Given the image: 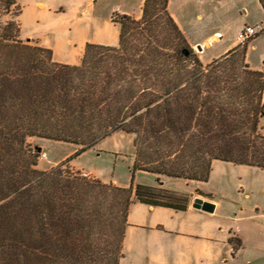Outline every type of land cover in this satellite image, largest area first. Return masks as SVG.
Segmentation results:
<instances>
[{
	"label": "trees",
	"instance_id": "1",
	"mask_svg": "<svg viewBox=\"0 0 264 264\" xmlns=\"http://www.w3.org/2000/svg\"><path fill=\"white\" fill-rule=\"evenodd\" d=\"M168 4L145 0L142 18L118 16L119 45L88 44L70 66L20 39L21 8L0 0V264H120L134 200L186 212L184 195L68 166L114 133L134 137L133 178L203 183L215 161L264 170V70L240 46L204 65ZM30 138L81 149L42 172Z\"/></svg>",
	"mask_w": 264,
	"mask_h": 264
},
{
	"label": "rangeland",
	"instance_id": "2",
	"mask_svg": "<svg viewBox=\"0 0 264 264\" xmlns=\"http://www.w3.org/2000/svg\"><path fill=\"white\" fill-rule=\"evenodd\" d=\"M17 1L23 7V15L20 18L23 37L45 38L52 42L57 38L64 42L71 40L72 45L77 46L82 38L95 34L96 27H103L105 22L110 21L115 14H122L123 10L131 16H138L143 4L142 0ZM38 2L46 3L50 13L46 20L36 23L32 19L33 13L29 7H35L34 4ZM170 2L171 9L179 10L182 26L185 29L192 27L193 34L186 33L184 36L187 42L196 45V55L203 60V64L212 57L224 53L229 45L237 41L240 30L264 24V11L258 0H241V5L237 2L232 4L229 0H222L220 4L210 0L203 3L192 0L190 5L185 6L180 5L183 0ZM79 6L81 11L88 12L83 21L92 25L91 28L61 23L62 12L68 18L72 17L73 9ZM199 14H202L203 18H198ZM82 16L84 15L80 14L79 18ZM9 17L2 16L1 22L8 21ZM216 31L222 35H219L218 40L211 41L209 38L216 36L213 35ZM112 35L114 33L108 32L103 41L110 42L114 39ZM251 40L239 48L238 54L249 46L248 60L251 67L264 70L262 60L264 34L253 43ZM207 41L210 44L208 47L204 46ZM200 47L202 50L198 49ZM261 128L264 132V123L261 124ZM133 138L122 133H114L89 148L80 157L72 158L68 166L75 172L87 173L89 179L99 180L105 184L114 181L112 184L122 188L134 187L136 184L165 188L214 204L216 209L213 213L200 211L194 207L186 213L168 211L152 213L148 206L140 205L134 200L128 211L129 226L126 228L123 242L124 258L120 264H186L180 260L188 259V256L192 257L190 264H264V170L215 161L211 165L209 179L203 183L157 177L151 173L137 171L133 178L131 172L134 163ZM28 145L32 149H41L37 169L42 172L68 161L81 149L74 144L42 138H30ZM42 155L46 156L45 160H42ZM180 199H183L182 196L179 201ZM159 223L163 226L161 229H149L157 227ZM137 226L144 228L140 229ZM176 233L193 235L195 238H184L181 235L177 236ZM197 238H212L216 242L226 244L223 246L208 242L209 246H218L212 251L211 247L208 249L197 247L203 242ZM197 249L202 253L207 251L205 254L207 256L203 257L206 260H196Z\"/></svg>",
	"mask_w": 264,
	"mask_h": 264
},
{
	"label": "crops",
	"instance_id": "3",
	"mask_svg": "<svg viewBox=\"0 0 264 264\" xmlns=\"http://www.w3.org/2000/svg\"><path fill=\"white\" fill-rule=\"evenodd\" d=\"M199 1L203 3L204 1L206 2L207 0H199ZM229 1L231 3L232 2L233 3H236L237 2L238 4L241 5V0H229ZM258 1L260 3V0H258ZM191 2H192V0H183L182 4H180V5H184V6L185 5H190ZM210 2H214V3L216 2L217 4H220L222 2V0H210ZM16 3H17V5L22 10L23 7H21L19 5V2L17 1ZM142 3L144 4L145 3V0H142ZM143 4H142V7H143ZM171 4H172V2H170V0H169L168 11L171 14V16L173 17V21L176 23V25L178 26V28L182 31V33L184 35H186V33L193 34L192 33V27L185 29L182 26V24L180 22V21H182V18H180V14H179L180 12H179V10L177 8H174V10L171 9ZM260 5H261V3H260ZM34 6L35 7H29L30 10L33 13L32 14L33 15L32 19L36 23L43 22L44 20H46V18L49 16V13H50V9L47 8L46 3L38 2V3H35ZM262 7L263 6L261 5V8ZM36 9L38 11H36ZM263 11H264V9H263ZM80 14L81 15H84V16H82L81 18H79V15ZM22 15H23V12H21L20 16L17 17V22L19 24H20V18H21ZM87 15H88V12L81 11V7L79 6V7H76L75 9H73L72 17H69L68 18L65 15V13L62 12V14H61L62 17L61 16L60 17L63 20L61 21V23H63V25H66L67 24V25H70V26L88 27V28H91L92 25H90L89 23L86 24V22L83 21V19L86 18L85 16H87ZM122 15L129 16V17H133V18H136V19H140V18H142V8H141V13L138 16H131L128 12H125V10H123L122 11V14H120V15H116L115 14L110 19V21L105 22V25L103 27H96L95 34H92L91 36H87V37L82 38L80 40V42H79V46L72 45V41L71 40H68V41L64 42L63 40L58 39V38H57V40L55 42L46 40L45 38H36V39L29 38V37L25 38L21 34V32H22V26H21V24H20L21 32L19 33L20 34V39H22V40H29L33 44H37L39 46L45 47V49L51 50L52 51V54H53V60L55 62L59 63L60 65H70V66H75L76 65V66H80L81 63H82V59H83L84 52H85L86 47H87L88 44L103 45V46H108V47H117L119 45L120 26L117 23L114 22V19H116V17L122 16ZM211 15H213V13H211ZM197 17L201 19V18H203V15L202 14H199ZM260 26H264V24L261 23ZM242 30H240L238 32V36H239V34H240V32ZM108 32L109 33H114V35H112V36H114L113 37L114 39H112L110 42L109 41H103V39L105 38V35H107ZM262 34H264V32H262L261 34H259L253 40H251L252 41L251 43H253L256 39H258L259 36H261ZM213 35H216V36L210 37L209 39H211V41L212 40L213 41L218 40L219 35L221 36L222 34L220 32H218V31H216V32L213 33ZM188 43H189V45L194 50L197 49L196 45H193L190 42H188ZM204 46H206V47L210 46V44L208 43V41L205 42ZM237 47H238V42L235 40L234 43H232L231 45H229L225 49L224 53H221L218 56L212 57L211 60L208 61L207 63H205L204 65H208V63L210 64L212 61L216 60L218 57L220 58L224 54H227L229 51H231V50H233V49H235ZM248 49H249V46H248ZM248 49H247V54H245L246 63L250 66V68H251L252 71H262L263 68L253 69L251 67V65L249 63V60H248V54H249L248 53ZM252 49H253V47H252ZM201 50H202V48H201ZM262 60L264 61V57H263ZM201 61L203 63V60H201ZM263 67H264V63H263ZM261 123H264V118L261 121ZM252 168H254V167H252ZM157 177H163L164 178L165 176H157ZM112 183H115V182L113 181ZM152 188H157V187H153L152 186ZM157 189H165V188H157ZM165 190H168V189H165ZM168 191L169 192L176 193V194H179V195H182V194H180L178 192H175V191H170V190H168ZM184 197H186L188 199L187 210H186V212H188V211H190L193 208L192 204H193V202L195 200V197H192V198L189 197V196H184ZM136 203H138V202H136ZM138 204H140V203H138ZM140 205L148 206V205H144V204H140ZM148 207H149L150 210H152V213H154L155 211H157V212H159V211H168V212H175V213L184 212V211L172 210V209H168V208H155V207H152V206H148ZM186 212H184V213H186ZM160 224L161 223H159L157 227H152V228L149 227V229H151V230L161 229V227H163V226L160 225ZM128 226H129V223H128ZM137 227L140 228V229H143L144 228L143 226H137ZM176 235L177 236H180L181 235L184 238H188V239L195 238L193 235H187V234L186 235H183V234H179V233L177 234L176 233ZM197 239H199V238H197ZM199 240L200 241H203V242L199 243L197 245V247H199V248H202L203 247V248H206V249H208V248L211 247L212 251H213V248L214 247H218V246H215V245L209 246L210 243L215 242V243L222 244L223 246L226 244V242H216L215 239H212V238H205V239H199ZM208 242H209V244H208ZM195 250H196V246H195ZM197 253H198V255H197L196 260H199V259H200L199 261L206 260L203 257L207 256V255H205L207 253V251H205L204 253H202V251H199L198 250ZM179 257L181 258V253H179ZM188 257H189L188 259H181L180 261H182V262H184L186 264H190V261H191L192 257L191 256H188ZM194 259L195 258H193V260ZM201 259H203V260H201Z\"/></svg>",
	"mask_w": 264,
	"mask_h": 264
},
{
	"label": "built area",
	"instance_id": "4",
	"mask_svg": "<svg viewBox=\"0 0 264 264\" xmlns=\"http://www.w3.org/2000/svg\"><path fill=\"white\" fill-rule=\"evenodd\" d=\"M264 32V26H256V27H245L239 34L237 38L238 46L243 47L249 43V41L256 38L259 34ZM42 160L46 159L45 155L41 156ZM84 177H89V175L85 172L82 173Z\"/></svg>",
	"mask_w": 264,
	"mask_h": 264
},
{
	"label": "water",
	"instance_id": "5",
	"mask_svg": "<svg viewBox=\"0 0 264 264\" xmlns=\"http://www.w3.org/2000/svg\"><path fill=\"white\" fill-rule=\"evenodd\" d=\"M198 49L201 50V48H198ZM38 149H39V151L41 150L40 148H38ZM193 207L196 209H200V211H204L207 213L215 212V205L214 204L203 202L200 199H195V201L193 202Z\"/></svg>",
	"mask_w": 264,
	"mask_h": 264
}]
</instances>
